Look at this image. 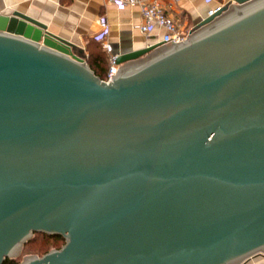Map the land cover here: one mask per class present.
Segmentation results:
<instances>
[{
    "label": "water",
    "instance_id": "1",
    "mask_svg": "<svg viewBox=\"0 0 264 264\" xmlns=\"http://www.w3.org/2000/svg\"><path fill=\"white\" fill-rule=\"evenodd\" d=\"M116 62L104 80L44 22L0 12V264L33 231L64 243L17 264L264 255V0Z\"/></svg>",
    "mask_w": 264,
    "mask_h": 264
},
{
    "label": "crops",
    "instance_id": "2",
    "mask_svg": "<svg viewBox=\"0 0 264 264\" xmlns=\"http://www.w3.org/2000/svg\"><path fill=\"white\" fill-rule=\"evenodd\" d=\"M230 0H177L172 5L173 16L184 29L206 14L217 2ZM18 9L44 22L49 31L71 41L86 55V44L100 32L96 18L106 22L104 35L116 53L143 47L150 41L131 25L139 21L136 6L115 5L109 0H0V12ZM253 259H250V261Z\"/></svg>",
    "mask_w": 264,
    "mask_h": 264
},
{
    "label": "built area",
    "instance_id": "3",
    "mask_svg": "<svg viewBox=\"0 0 264 264\" xmlns=\"http://www.w3.org/2000/svg\"><path fill=\"white\" fill-rule=\"evenodd\" d=\"M115 5L136 6L139 11V21L131 26L136 28L149 38L150 44L167 45L170 42L179 43L186 39L184 30L179 26L173 15L169 13L172 5L177 0H109ZM209 2L210 0H204ZM222 2H217L207 8L206 13H211L217 9ZM96 23L100 26V32L94 35V39L100 43L101 48L106 53L107 66L104 80H110L119 69L116 62L117 53L112 51L110 42L106 39L104 32L107 26L104 18L98 16Z\"/></svg>",
    "mask_w": 264,
    "mask_h": 264
},
{
    "label": "rangeland",
    "instance_id": "4",
    "mask_svg": "<svg viewBox=\"0 0 264 264\" xmlns=\"http://www.w3.org/2000/svg\"><path fill=\"white\" fill-rule=\"evenodd\" d=\"M169 13L173 15L172 8L171 10H169ZM179 26L181 27L180 24ZM189 26H190V23L188 22L185 25V28L183 29L185 34L191 33V28H188ZM144 57L145 56H142L139 60L144 59ZM63 243H64V240L62 241L61 244L57 246V244L54 242L52 238L41 235V234H36L33 231L30 236V239H27L25 243L22 244V248L19 254L15 257L16 262L19 263L24 256H28V255H35L37 257H40L41 255H43L44 253L52 249H58ZM252 259L253 260L249 261L247 264H264V255L262 254L256 255Z\"/></svg>",
    "mask_w": 264,
    "mask_h": 264
},
{
    "label": "trees",
    "instance_id": "5",
    "mask_svg": "<svg viewBox=\"0 0 264 264\" xmlns=\"http://www.w3.org/2000/svg\"><path fill=\"white\" fill-rule=\"evenodd\" d=\"M85 61L88 64V66L92 69V71L98 75L100 78L105 77V71L107 66V57L106 53L103 51V49L100 46V43L94 39H90L88 43L86 44V55H85ZM36 234H41L47 237H50L54 240V242L57 244L62 243L64 238L60 234H51L48 235L44 232L34 231ZM16 259L8 257H5L1 264H16Z\"/></svg>",
    "mask_w": 264,
    "mask_h": 264
}]
</instances>
